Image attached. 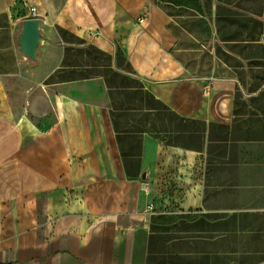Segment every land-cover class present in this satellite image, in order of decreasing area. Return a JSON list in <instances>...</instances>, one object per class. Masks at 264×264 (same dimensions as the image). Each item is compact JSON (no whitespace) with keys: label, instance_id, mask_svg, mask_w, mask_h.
I'll return each mask as SVG.
<instances>
[{"label":"crops","instance_id":"1","mask_svg":"<svg viewBox=\"0 0 264 264\" xmlns=\"http://www.w3.org/2000/svg\"><path fill=\"white\" fill-rule=\"evenodd\" d=\"M0 264H264V0H0Z\"/></svg>","mask_w":264,"mask_h":264},{"label":"water","instance_id":"2","mask_svg":"<svg viewBox=\"0 0 264 264\" xmlns=\"http://www.w3.org/2000/svg\"><path fill=\"white\" fill-rule=\"evenodd\" d=\"M42 41L40 20L35 17L25 19L19 34L20 50L31 60H36L38 48Z\"/></svg>","mask_w":264,"mask_h":264},{"label":"built area","instance_id":"3","mask_svg":"<svg viewBox=\"0 0 264 264\" xmlns=\"http://www.w3.org/2000/svg\"><path fill=\"white\" fill-rule=\"evenodd\" d=\"M31 14H32V17L36 16V8L35 7L31 8ZM35 18H37V17H35Z\"/></svg>","mask_w":264,"mask_h":264}]
</instances>
